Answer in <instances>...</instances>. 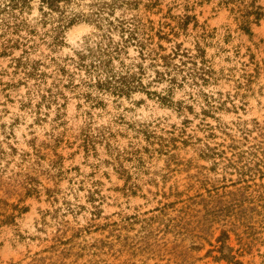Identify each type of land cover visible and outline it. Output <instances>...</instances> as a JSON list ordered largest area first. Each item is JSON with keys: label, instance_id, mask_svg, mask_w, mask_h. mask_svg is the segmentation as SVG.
<instances>
[{"label": "rangeland", "instance_id": "1", "mask_svg": "<svg viewBox=\"0 0 264 264\" xmlns=\"http://www.w3.org/2000/svg\"><path fill=\"white\" fill-rule=\"evenodd\" d=\"M156 1L109 19L152 21V33L167 38L155 35L153 46L175 57L168 73L116 31L101 40L89 22L67 28L54 56H73L86 39L92 51L98 41L120 43L119 60L142 64L150 92L170 90L180 109L142 91L119 101L103 95L91 108L63 81L60 111L44 105L37 121L19 102L22 74L0 58V264H264V0ZM197 46L203 57L189 60ZM201 59L216 72L200 87L213 95L211 109L183 78ZM156 69L169 76L152 82ZM93 128L107 140H82Z\"/></svg>", "mask_w": 264, "mask_h": 264}, {"label": "trees", "instance_id": "2", "mask_svg": "<svg viewBox=\"0 0 264 264\" xmlns=\"http://www.w3.org/2000/svg\"><path fill=\"white\" fill-rule=\"evenodd\" d=\"M141 2L142 0H0V58H8L13 69L22 74L27 93L24 99L19 101L21 107L31 110L37 121H40L41 109L44 105L47 109L54 105L56 112H59L61 105L58 102L59 97L62 96L59 88L60 84L65 81L67 86L78 89L77 96L84 99L91 108L103 103L101 100L103 95L119 101L142 91L146 95L155 97L162 105L175 106V108L180 109V105L176 106L169 97L170 90L162 95L155 91L150 92L142 82L143 71L145 70L142 64L126 66L119 60L120 43L110 41L111 43L103 49L99 46L98 41L95 46L99 48L92 51L86 39L82 46L83 49L75 51L73 56L63 60L54 56L57 50L65 44L64 32L67 28L80 22H89L95 26L96 30L101 31V40L106 34L111 35L112 32L116 31L120 35L121 43L124 42V44L138 49L141 60H149L152 64L158 58L164 63L159 66L164 67L168 73L167 68L170 66V61L175 57L170 54H160V52L165 51L161 45L153 46L155 35L159 39L164 37L161 35V31L152 33L154 30L152 21L141 22L137 17L110 20L116 10L131 11L137 9ZM156 2V0H145L144 7L151 9L157 5ZM85 9H87L86 12ZM245 17V15L243 18L241 17L243 19L241 25L248 33L249 22ZM184 18L189 19V16H184ZM94 36L98 37L99 34ZM43 45L49 50V54H44L40 50ZM15 51H19V55L15 56ZM197 52L199 55L189 56L188 59L202 58L203 55L199 46H197ZM172 54L176 57L181 56L177 51L172 52ZM116 59L117 65L114 63ZM192 64L193 67L188 69L189 71L183 78L190 80L191 84L199 87L198 95L203 97L207 109H211V104L215 99L213 95H208L200 90V87L212 84L216 80V72L210 66L205 65L202 59L199 64L196 61ZM68 65H71V68ZM173 65L172 68H178L177 65ZM150 66L153 67V65ZM51 67L52 69H50ZM136 69L138 70L136 71ZM154 71L158 81L152 82H162L166 76H169L166 72H160L158 69ZM76 74L78 75L77 83L74 81ZM172 78L168 79L169 84L174 83ZM48 79H51L50 84H47ZM199 81L203 84H199ZM147 84L149 85V83ZM218 105L222 107L224 104L220 102ZM203 112H206L205 109ZM207 127L210 132L215 129L209 125ZM98 130V128L84 130L85 132L81 135L82 140H107L105 134ZM160 140L163 139L160 138ZM4 155L3 152H0V158ZM224 160L227 163L223 165L222 170L227 172L226 169L230 168L232 164L230 159L224 158ZM52 163L56 164L55 162ZM261 168H264V163ZM119 171L123 176L125 170L121 168ZM256 171L263 175L260 169ZM240 175L244 177L243 173ZM239 180L242 183L247 182L242 177ZM220 181L233 183L232 180H227L225 176ZM29 185L31 183L26 181L27 195L35 191V188H30ZM246 187L248 188V186ZM51 192L53 191L46 189L48 196L51 195Z\"/></svg>", "mask_w": 264, "mask_h": 264}]
</instances>
